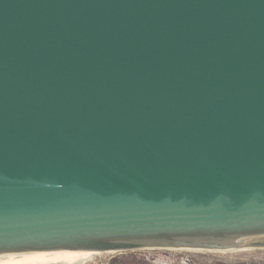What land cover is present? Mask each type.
Here are the masks:
<instances>
[{
	"label": "water",
	"instance_id": "95a60500",
	"mask_svg": "<svg viewBox=\"0 0 264 264\" xmlns=\"http://www.w3.org/2000/svg\"><path fill=\"white\" fill-rule=\"evenodd\" d=\"M264 245V0H0V255Z\"/></svg>",
	"mask_w": 264,
	"mask_h": 264
},
{
	"label": "rangeland",
	"instance_id": "374dc122",
	"mask_svg": "<svg viewBox=\"0 0 264 264\" xmlns=\"http://www.w3.org/2000/svg\"><path fill=\"white\" fill-rule=\"evenodd\" d=\"M77 264H264V245H249L244 249L237 246L196 249L149 248L120 253H96Z\"/></svg>",
	"mask_w": 264,
	"mask_h": 264
},
{
	"label": "bare ground",
	"instance_id": "6f19581e",
	"mask_svg": "<svg viewBox=\"0 0 264 264\" xmlns=\"http://www.w3.org/2000/svg\"><path fill=\"white\" fill-rule=\"evenodd\" d=\"M249 245H240L242 249ZM192 249H196L191 247ZM94 252L90 251H37L20 252L0 255V264H51V263H78L91 258Z\"/></svg>",
	"mask_w": 264,
	"mask_h": 264
}]
</instances>
